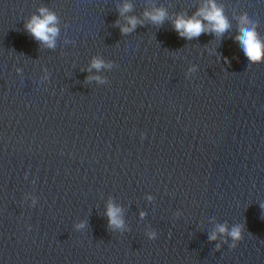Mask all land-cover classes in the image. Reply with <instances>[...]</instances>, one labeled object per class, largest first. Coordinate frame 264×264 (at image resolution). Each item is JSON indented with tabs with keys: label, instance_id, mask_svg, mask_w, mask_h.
<instances>
[{
	"label": "water",
	"instance_id": "95a60500",
	"mask_svg": "<svg viewBox=\"0 0 264 264\" xmlns=\"http://www.w3.org/2000/svg\"><path fill=\"white\" fill-rule=\"evenodd\" d=\"M212 3L229 28L187 40L209 0H0V264H264V63L236 39L264 43V0Z\"/></svg>",
	"mask_w": 264,
	"mask_h": 264
},
{
	"label": "clouds",
	"instance_id": "9594fccd",
	"mask_svg": "<svg viewBox=\"0 0 264 264\" xmlns=\"http://www.w3.org/2000/svg\"><path fill=\"white\" fill-rule=\"evenodd\" d=\"M131 6L125 4L121 9V15L124 12L130 11ZM40 16H33L30 22L26 25L27 31L38 41L44 43L49 48L55 47V37L58 35V29L54 26L57 22V18L54 14L49 13L46 9L41 8ZM145 16L149 18L153 23L161 24L165 18V12L163 10H156L154 13H145ZM196 16L203 17L210 25V29H206L205 25L201 20L196 19ZM191 19H184L179 17L174 22L175 31L183 38L191 40L193 38L199 37L202 33L206 31H211L216 35H223V33L229 28V24L226 18L223 16L222 11L209 0V7L202 8L196 13ZM42 17V18H41ZM138 21L135 18L128 19V24L130 27L121 28L122 34H127L133 31L137 25ZM243 23L247 25L249 22L247 19L243 20ZM239 44L242 46L245 56L248 61L252 64L264 63V43L258 37L255 28L241 27L240 35L236 37ZM103 66L102 61L93 60L92 67L99 70ZM119 209L113 207L111 204L108 206L106 215L109 218L110 226L115 228H122L123 221L119 218ZM83 225H81L82 227ZM226 231L225 227H220L219 232L224 233ZM233 241L239 243L242 240L241 228L239 226L234 227L229 233ZM150 239L155 238V234H150ZM211 240H215V234L210 237ZM237 243L231 245L235 248ZM219 247V246H218Z\"/></svg>",
	"mask_w": 264,
	"mask_h": 264
}]
</instances>
